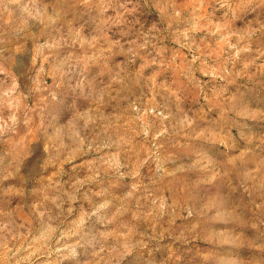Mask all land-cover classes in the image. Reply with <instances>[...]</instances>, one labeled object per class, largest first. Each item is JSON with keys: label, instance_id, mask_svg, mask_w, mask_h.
Returning a JSON list of instances; mask_svg holds the SVG:
<instances>
[{"label": "clouds", "instance_id": "obj_1", "mask_svg": "<svg viewBox=\"0 0 264 264\" xmlns=\"http://www.w3.org/2000/svg\"><path fill=\"white\" fill-rule=\"evenodd\" d=\"M0 264H264V0H0Z\"/></svg>", "mask_w": 264, "mask_h": 264}]
</instances>
